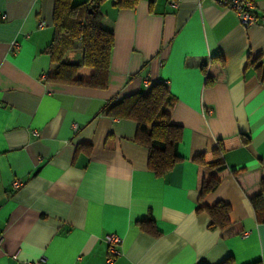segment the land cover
<instances>
[{
    "label": "crops",
    "instance_id": "crops-1",
    "mask_svg": "<svg viewBox=\"0 0 264 264\" xmlns=\"http://www.w3.org/2000/svg\"><path fill=\"white\" fill-rule=\"evenodd\" d=\"M114 2L100 3L115 45L99 88L48 79L54 0H0V264H107L111 235L112 264H264V211L251 200L262 192L264 203V25L211 0ZM76 45L66 58L79 64ZM157 82L183 126L182 158L164 176L149 169L136 121L105 112ZM219 141L226 168L201 198L210 175L193 157ZM217 201L231 206L227 235L210 225Z\"/></svg>",
    "mask_w": 264,
    "mask_h": 264
},
{
    "label": "trees",
    "instance_id": "trees-1",
    "mask_svg": "<svg viewBox=\"0 0 264 264\" xmlns=\"http://www.w3.org/2000/svg\"><path fill=\"white\" fill-rule=\"evenodd\" d=\"M101 1L85 0L74 3L73 0H54L55 35L48 51L55 68L48 76L49 80L99 88L108 85L115 34L104 26ZM136 1L115 0L114 4L130 7L135 5ZM78 41L83 44V61L79 64L68 62L67 54L76 49ZM85 66L92 69L89 78L80 74V69ZM175 100L166 84L157 82L147 93L137 92L125 96L112 101L105 108V112L112 116L136 121L135 141L149 149L148 167L157 176H164L182 158L179 155V145L183 139V126L173 123L169 113V108ZM109 140L110 137L107 141ZM242 140L244 143L249 142L248 137H243ZM224 152V144L219 141L218 147L211 152L210 157H207L206 152L193 157V161L203 165L210 175L204 178L201 184V198L218 187L220 179L216 174L226 168ZM262 194L261 192L251 199L259 214L264 211ZM207 209L212 218L211 227H220L224 235L229 234L235 226L230 219L231 206L224 201H217ZM148 221H141V224L145 226ZM152 232L158 234L156 229ZM229 262L230 259L222 264Z\"/></svg>",
    "mask_w": 264,
    "mask_h": 264
},
{
    "label": "built area",
    "instance_id": "built-area-1",
    "mask_svg": "<svg viewBox=\"0 0 264 264\" xmlns=\"http://www.w3.org/2000/svg\"><path fill=\"white\" fill-rule=\"evenodd\" d=\"M181 0H173L172 4L178 6ZM202 2L203 0H199ZM219 5L233 9L239 16L240 21L243 25L250 26L254 24L264 25V15L259 16L254 8V0H211ZM44 23L41 22V25ZM18 45V44H17ZM76 126V125H75ZM21 182L15 180L13 185L15 188L19 187ZM2 235L0 234V244L2 242ZM109 249L106 262L107 264H112L116 257L119 255V250L116 247V244L120 241V237L116 235H111L108 239ZM22 264H44L41 261H24Z\"/></svg>",
    "mask_w": 264,
    "mask_h": 264
}]
</instances>
